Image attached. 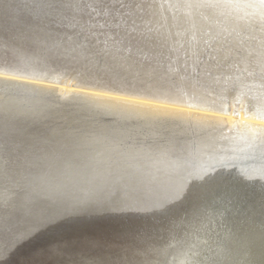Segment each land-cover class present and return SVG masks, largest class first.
Returning <instances> with one entry per match:
<instances>
[{"label": "water", "instance_id": "water-1", "mask_svg": "<svg viewBox=\"0 0 264 264\" xmlns=\"http://www.w3.org/2000/svg\"><path fill=\"white\" fill-rule=\"evenodd\" d=\"M0 264H264V0H0Z\"/></svg>", "mask_w": 264, "mask_h": 264}]
</instances>
